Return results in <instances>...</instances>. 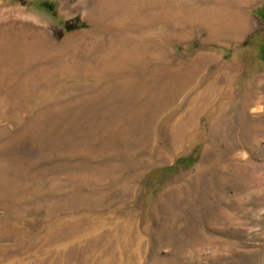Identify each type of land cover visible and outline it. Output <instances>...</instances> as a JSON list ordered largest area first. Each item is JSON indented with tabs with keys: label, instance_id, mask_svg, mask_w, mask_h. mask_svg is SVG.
Here are the masks:
<instances>
[{
	"label": "rangeland",
	"instance_id": "obj_1",
	"mask_svg": "<svg viewBox=\"0 0 264 264\" xmlns=\"http://www.w3.org/2000/svg\"><path fill=\"white\" fill-rule=\"evenodd\" d=\"M147 1L0 0V264H264V0L223 47Z\"/></svg>",
	"mask_w": 264,
	"mask_h": 264
},
{
	"label": "crops",
	"instance_id": "obj_2",
	"mask_svg": "<svg viewBox=\"0 0 264 264\" xmlns=\"http://www.w3.org/2000/svg\"><path fill=\"white\" fill-rule=\"evenodd\" d=\"M163 1L168 5L163 6ZM146 2L148 1L136 0L138 12L140 6L142 9L146 7ZM153 2L154 16L159 17L165 12L170 15L172 28L166 32L169 38L176 42H187L194 38L196 27L205 34L204 39L195 37L198 43L222 47L240 42L247 37L250 32L249 10L258 4V0H153ZM142 13L140 14L144 17ZM196 56H200L196 60L212 57L203 53Z\"/></svg>",
	"mask_w": 264,
	"mask_h": 264
},
{
	"label": "trees",
	"instance_id": "obj_3",
	"mask_svg": "<svg viewBox=\"0 0 264 264\" xmlns=\"http://www.w3.org/2000/svg\"><path fill=\"white\" fill-rule=\"evenodd\" d=\"M40 4H43V2L42 3H40ZM75 19L78 21V17L76 16L75 17ZM82 22H80V21H78V24H74V25H69L68 23H66L65 24V29L66 30H72V29H75V28H77V27H80V26H82ZM160 170H163V169H160Z\"/></svg>",
	"mask_w": 264,
	"mask_h": 264
},
{
	"label": "bare ground",
	"instance_id": "obj_4",
	"mask_svg": "<svg viewBox=\"0 0 264 264\" xmlns=\"http://www.w3.org/2000/svg\"><path fill=\"white\" fill-rule=\"evenodd\" d=\"M90 71H91V69H90Z\"/></svg>",
	"mask_w": 264,
	"mask_h": 264
}]
</instances>
